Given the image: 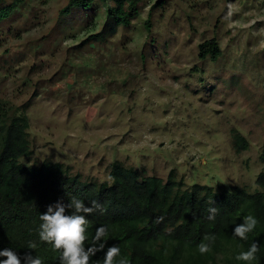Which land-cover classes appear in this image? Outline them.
<instances>
[{
	"label": "rangeland",
	"instance_id": "374dc122",
	"mask_svg": "<svg viewBox=\"0 0 264 264\" xmlns=\"http://www.w3.org/2000/svg\"><path fill=\"white\" fill-rule=\"evenodd\" d=\"M68 1H0V102L29 119L23 164L101 183L119 161L185 186L258 189L264 0H140L128 27L109 2L62 15ZM213 39L216 58L201 59Z\"/></svg>",
	"mask_w": 264,
	"mask_h": 264
},
{
	"label": "trees",
	"instance_id": "16d2710c",
	"mask_svg": "<svg viewBox=\"0 0 264 264\" xmlns=\"http://www.w3.org/2000/svg\"><path fill=\"white\" fill-rule=\"evenodd\" d=\"M103 1L109 2L107 15L116 26L128 27L139 14L140 0ZM92 2L69 0L60 13L89 9ZM215 45L214 39L200 44L198 56L215 59ZM28 128L22 107L12 111L0 102V247L30 250L42 256L45 264H58L59 252L39 240V216L58 198L68 202L76 196L85 203L97 200L102 205V211L90 216L89 235L97 226L108 225V244H118L131 264H243L234 256L253 240L260 241L258 264H264V169L256 176L258 189L253 192L245 187L218 186L214 191L198 184L185 186L172 171L163 180L119 161L110 164L108 181H82L60 162L23 164L21 160L32 154ZM232 136L237 151L248 148L238 132ZM260 160L264 163V142ZM210 207L217 208L214 221L207 219ZM250 212L259 223L248 240L241 241L232 229ZM211 233L216 235L212 250L202 255L196 246ZM30 241L36 243L35 249H28ZM97 258L102 259L103 253L93 259Z\"/></svg>",
	"mask_w": 264,
	"mask_h": 264
},
{
	"label": "clouds",
	"instance_id": "9594fccd",
	"mask_svg": "<svg viewBox=\"0 0 264 264\" xmlns=\"http://www.w3.org/2000/svg\"><path fill=\"white\" fill-rule=\"evenodd\" d=\"M103 210L97 200L90 203L76 196L65 202L62 198L46 205L39 219L37 232L39 240L46 242L54 251L59 252L58 264H131L127 256L121 253L118 244H108L107 237L110 228L101 224L95 228V232L89 235L90 216L97 210ZM217 208L210 207L207 219L214 221ZM259 223L258 217L253 213L243 216L242 222L232 229V235L241 241H247L249 233H254ZM214 233L205 234L201 242L196 246L200 254H206L212 250L215 242ZM35 242L28 243V249H35ZM260 241L253 240L246 250L241 248L234 259L243 264H258ZM97 253H103L102 259H93ZM0 264H45L40 255H35L30 250L23 252L13 247H0Z\"/></svg>",
	"mask_w": 264,
	"mask_h": 264
}]
</instances>
